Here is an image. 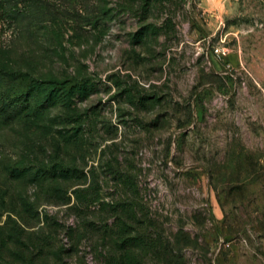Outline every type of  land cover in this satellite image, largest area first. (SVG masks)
<instances>
[{"label":"rangeland","instance_id":"1","mask_svg":"<svg viewBox=\"0 0 264 264\" xmlns=\"http://www.w3.org/2000/svg\"><path fill=\"white\" fill-rule=\"evenodd\" d=\"M109 250L264 264V0H0V264Z\"/></svg>","mask_w":264,"mask_h":264},{"label":"trees","instance_id":"2","mask_svg":"<svg viewBox=\"0 0 264 264\" xmlns=\"http://www.w3.org/2000/svg\"><path fill=\"white\" fill-rule=\"evenodd\" d=\"M2 73H4V72H2ZM4 75L7 77V75L5 73H4ZM22 96L23 95H20V97H22ZM20 97H17V99L15 101H13V98L8 99V102L9 103H11V102L16 103V101H19ZM6 98H8V97H6ZM67 200H69V198ZM10 235L11 236H17V233H16V231H14L12 229ZM108 254H109L108 255L109 258L107 259V262H106L107 264H123V261H121V259H122L121 256L119 258L120 260L118 261L117 258L114 256L115 254L111 250H109Z\"/></svg>","mask_w":264,"mask_h":264}]
</instances>
